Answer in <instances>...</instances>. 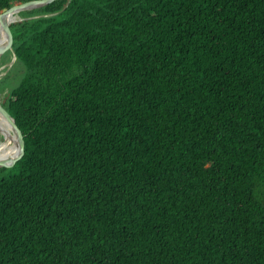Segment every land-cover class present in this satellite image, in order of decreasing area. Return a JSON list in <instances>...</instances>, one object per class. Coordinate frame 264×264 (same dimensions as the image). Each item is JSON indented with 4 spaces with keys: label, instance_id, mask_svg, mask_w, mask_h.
<instances>
[{
    "label": "trees",
    "instance_id": "16d2710c",
    "mask_svg": "<svg viewBox=\"0 0 264 264\" xmlns=\"http://www.w3.org/2000/svg\"><path fill=\"white\" fill-rule=\"evenodd\" d=\"M21 17L2 102L25 155L0 169V264H264V0Z\"/></svg>",
    "mask_w": 264,
    "mask_h": 264
},
{
    "label": "water",
    "instance_id": "95a60500",
    "mask_svg": "<svg viewBox=\"0 0 264 264\" xmlns=\"http://www.w3.org/2000/svg\"><path fill=\"white\" fill-rule=\"evenodd\" d=\"M58 0H38V1H32L27 3H21L18 5H15L9 10H6L5 12L0 14V24L2 26V30L6 39V44L4 47L0 48V60L3 58L4 55H6L8 52H13V35L11 31V25L20 23L25 21L23 17H21V14L24 12H31L34 10H39L42 8H45ZM15 56V60H16ZM0 118H2L6 123L9 124V126L13 129L16 135L18 147H19V154L18 156L13 160H3L0 161V169L4 168H12L14 167L25 155V137L23 132L18 127L15 119L12 117V115L8 112V110L3 106V102L0 100ZM0 137L1 135V128H0ZM3 139V138H2ZM1 139L0 142V149L2 147L3 141Z\"/></svg>",
    "mask_w": 264,
    "mask_h": 264
},
{
    "label": "bare ground",
    "instance_id": "6f19581e",
    "mask_svg": "<svg viewBox=\"0 0 264 264\" xmlns=\"http://www.w3.org/2000/svg\"><path fill=\"white\" fill-rule=\"evenodd\" d=\"M5 44H6V39H5L3 30H2V26L0 24V48L4 47ZM0 62H1V60H0ZM0 128H1V135L3 138L2 139L3 144H2V147L0 149V161L13 160L19 154V147H18L15 132L9 126V124L6 123L2 118H0ZM11 156H12V158H11Z\"/></svg>",
    "mask_w": 264,
    "mask_h": 264
},
{
    "label": "rangeland",
    "instance_id": "374dc122",
    "mask_svg": "<svg viewBox=\"0 0 264 264\" xmlns=\"http://www.w3.org/2000/svg\"><path fill=\"white\" fill-rule=\"evenodd\" d=\"M16 63L15 55L12 52H8L6 55L3 56L0 62V88L2 87L3 80L6 79L5 85H3V92L0 94V100L3 101L6 97L7 93L9 92V89L16 85L17 81L20 79L21 72L11 71ZM10 64V65H9ZM1 138V137H0ZM2 139V138H1ZM13 168V167H12ZM12 168H6L10 169L9 173L15 172L12 170ZM8 173V174H9ZM6 175H4L2 178H4Z\"/></svg>",
    "mask_w": 264,
    "mask_h": 264
}]
</instances>
